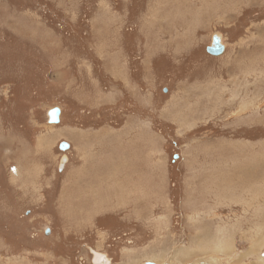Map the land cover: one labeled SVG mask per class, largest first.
<instances>
[{"label":"rangeland","instance_id":"374dc122","mask_svg":"<svg viewBox=\"0 0 264 264\" xmlns=\"http://www.w3.org/2000/svg\"><path fill=\"white\" fill-rule=\"evenodd\" d=\"M95 252L264 264V0H0V264Z\"/></svg>","mask_w":264,"mask_h":264},{"label":"water","instance_id":"95a60500","mask_svg":"<svg viewBox=\"0 0 264 264\" xmlns=\"http://www.w3.org/2000/svg\"><path fill=\"white\" fill-rule=\"evenodd\" d=\"M207 51H208L209 54H211L213 56H220V55H222L225 52V46L221 43V39L218 36H216L214 38V44L212 46H209L207 48ZM48 115H49V123L50 124H58L60 122L61 109L58 108V107L53 108V109H51L48 112ZM61 148L63 150H66L68 148V145L67 144H62ZM67 161H68V157L67 156H64L62 158V161H61L62 167L65 166V164L67 163ZM93 254H94V252H93ZM98 255H99V259H98L99 262L102 261L101 262L102 264H105V263L106 264H110L111 261L110 262L107 261V257H106L105 254H98ZM95 256H96V253H95ZM94 261L95 260H93V262Z\"/></svg>","mask_w":264,"mask_h":264},{"label":"crops","instance_id":"0c3cea01","mask_svg":"<svg viewBox=\"0 0 264 264\" xmlns=\"http://www.w3.org/2000/svg\"><path fill=\"white\" fill-rule=\"evenodd\" d=\"M133 169V171H135L136 172V167H135V165H134V163L132 164V166H131V170ZM145 170V169H144ZM100 171H105V169H100ZM132 171V172H133ZM131 172V171H130ZM100 181H104V179L102 178V179H100ZM103 183H107L106 181L105 182H103ZM93 190V187H91V191ZM67 196H68V198H69V202L71 203V198L73 197V194H72V191L70 190V191H68V194H67Z\"/></svg>","mask_w":264,"mask_h":264},{"label":"bare ground","instance_id":"6f19581e","mask_svg":"<svg viewBox=\"0 0 264 264\" xmlns=\"http://www.w3.org/2000/svg\"><path fill=\"white\" fill-rule=\"evenodd\" d=\"M136 143H137V142H136ZM136 151H137V150H136ZM133 153H134V152H133ZM133 153H132V154H133ZM135 155H136V154H135ZM105 169H106V168H105ZM107 170H109V169H107ZM131 171H133V169H132ZM100 172H101V171H100ZM103 172H104V171H103ZM107 172H108V171H107ZM117 172H118V171H117ZM115 173H116V172H115ZM132 173H133V172H132ZM100 174H101V173H100ZM102 174H103V173H102ZM110 175H111V174H110ZM112 175H113V174H112ZM78 176H79V175H78ZM100 176L102 177V175H100ZM93 207H94V206H93ZM91 212H92V211H91ZM95 213H96V212H95ZM91 214H92V213H91ZM95 253H96V256H95V259H94V260H95L94 263H95V264H99V263L102 264V263H101L102 261H101V262L98 261V259H99V255H98V254H99V253H97V252H95ZM101 260H102V259H101ZM107 261L110 262V260H108V258H107ZM105 264H106V263H105Z\"/></svg>","mask_w":264,"mask_h":264},{"label":"flooded vegetation","instance_id":"af4514ba","mask_svg":"<svg viewBox=\"0 0 264 264\" xmlns=\"http://www.w3.org/2000/svg\"><path fill=\"white\" fill-rule=\"evenodd\" d=\"M70 147V145H68V148Z\"/></svg>","mask_w":264,"mask_h":264}]
</instances>
